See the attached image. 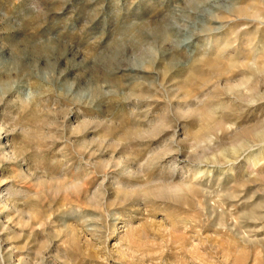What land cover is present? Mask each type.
Here are the masks:
<instances>
[{"label": "rangeland", "instance_id": "374dc122", "mask_svg": "<svg viewBox=\"0 0 264 264\" xmlns=\"http://www.w3.org/2000/svg\"><path fill=\"white\" fill-rule=\"evenodd\" d=\"M261 157L264 0H0L5 264H264Z\"/></svg>", "mask_w": 264, "mask_h": 264}, {"label": "bare ground", "instance_id": "6f19581e", "mask_svg": "<svg viewBox=\"0 0 264 264\" xmlns=\"http://www.w3.org/2000/svg\"><path fill=\"white\" fill-rule=\"evenodd\" d=\"M263 160H264V157L252 159V160H250V162L248 161L249 162L248 163V166L250 168H254V167H256ZM1 254H3V253H1ZM3 258L4 257L2 255H0V262H1V264H5V261L3 260Z\"/></svg>", "mask_w": 264, "mask_h": 264}]
</instances>
